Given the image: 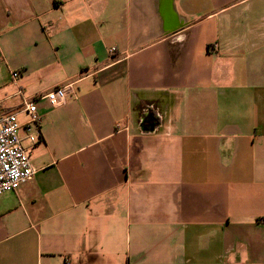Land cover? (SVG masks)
Masks as SVG:
<instances>
[{
	"label": "crops",
	"instance_id": "0c3cea01",
	"mask_svg": "<svg viewBox=\"0 0 264 264\" xmlns=\"http://www.w3.org/2000/svg\"><path fill=\"white\" fill-rule=\"evenodd\" d=\"M0 111V264H264V0H0Z\"/></svg>",
	"mask_w": 264,
	"mask_h": 264
},
{
	"label": "built area",
	"instance_id": "2783aa9c",
	"mask_svg": "<svg viewBox=\"0 0 264 264\" xmlns=\"http://www.w3.org/2000/svg\"><path fill=\"white\" fill-rule=\"evenodd\" d=\"M53 31V24L44 27V32L47 35ZM110 52L114 54L115 48H111ZM17 76L16 72L12 73L13 78ZM75 94V83L70 82L53 88L42 98L56 107L74 98ZM35 100L27 102L24 107L29 118L26 131L27 142L30 147L41 142V118L37 114ZM31 128L35 130V133L31 132ZM20 130L21 125L18 123L15 114H5L0 111V194L16 191L21 183L31 180L35 173L30 163L28 149L20 138Z\"/></svg>",
	"mask_w": 264,
	"mask_h": 264
}]
</instances>
